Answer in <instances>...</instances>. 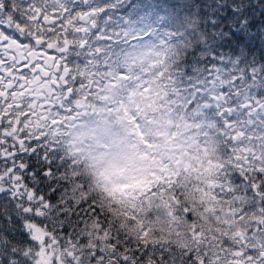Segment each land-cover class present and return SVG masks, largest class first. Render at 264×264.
Returning a JSON list of instances; mask_svg holds the SVG:
<instances>
[{"label":"snow or ice","instance_id":"1","mask_svg":"<svg viewBox=\"0 0 264 264\" xmlns=\"http://www.w3.org/2000/svg\"><path fill=\"white\" fill-rule=\"evenodd\" d=\"M0 264H264V0H0Z\"/></svg>","mask_w":264,"mask_h":264}]
</instances>
